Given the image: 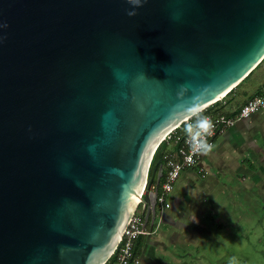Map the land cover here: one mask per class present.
<instances>
[{"label":"water","instance_id":"1","mask_svg":"<svg viewBox=\"0 0 264 264\" xmlns=\"http://www.w3.org/2000/svg\"><path fill=\"white\" fill-rule=\"evenodd\" d=\"M4 22L0 264H105L146 183L155 222L160 143L264 59V0H0Z\"/></svg>","mask_w":264,"mask_h":264},{"label":"rangeland","instance_id":"2","mask_svg":"<svg viewBox=\"0 0 264 264\" xmlns=\"http://www.w3.org/2000/svg\"><path fill=\"white\" fill-rule=\"evenodd\" d=\"M263 63L264 60L259 66ZM256 169L260 171L261 167ZM262 171L255 174L252 183L250 179L244 181L242 175L238 176L232 171L206 170L204 176L196 181L199 184L197 189L203 192V203L200 202L202 198L197 201L195 191L193 198H190L197 205L192 204L187 197H184L187 201L183 197L178 199V196L187 192L184 189L187 172H184L176 183L173 191L177 189L176 196L172 197V205L166 214L176 208L185 212L179 215L172 212L176 218L174 220H177L175 224L167 221L166 216L163 218L158 235L166 230L164 235L167 240L164 244L167 248L162 251L155 247L153 251L159 263L167 261L165 264H177L167 253L176 250L178 257L183 262L187 261L186 264H264V167ZM196 215L199 216V223L194 221ZM195 228L203 229V232L198 230L201 232L198 240L203 241L199 251L194 239L188 241L195 236ZM175 237L178 240L175 241ZM146 255L148 253L143 249L140 254L143 264L149 262Z\"/></svg>","mask_w":264,"mask_h":264},{"label":"crops","instance_id":"3","mask_svg":"<svg viewBox=\"0 0 264 264\" xmlns=\"http://www.w3.org/2000/svg\"><path fill=\"white\" fill-rule=\"evenodd\" d=\"M259 91L264 94V63L258 68H255L248 78L243 80L241 84L235 88L234 92L223 100L222 105L225 106L224 110L227 112L238 110L248 98L253 95H258ZM258 164L262 165L259 166ZM199 165L205 170L212 168L224 173L232 171L233 174H237L238 176L242 175L244 181L250 179L253 183L255 174L262 171L264 167V108L252 114L250 117L239 119L233 127L219 135L214 146L211 147L209 151L203 152ZM257 167H261L260 171H256ZM198 171V167L188 168L182 171L181 175L184 172H187L185 177L187 180L184 179L186 183L184 189L187 190V192L185 191L181 194V196H178V199L183 197V200L187 201L184 198L187 197L192 204L197 205L198 203H194L193 200L190 199L195 191L198 195V197L195 198L197 201L202 198L200 202L203 203V192L197 189L199 184H197L196 181L197 178L204 175ZM249 176H251V178H249ZM248 187L252 189L251 186ZM176 190L175 192H173V190V195L170 196V206L172 205V197L176 196ZM172 212L179 215L184 214L185 211L183 209L176 208V210L173 209L167 214L165 212L163 218L166 216L167 221L175 224L177 223V220H174L175 217L172 215ZM194 213H197V211H194ZM161 223L159 225L156 224V226L153 225L154 229L152 233L143 236L144 244L142 250L144 249L147 251L148 255L146 256H148L149 259V262L146 264H160V260L156 257V254H154L153 251L155 247L160 248L162 251L167 248L164 244V241L167 240V236L164 235L166 230L162 231L161 235H158ZM198 230L201 229L195 228V236L188 239L190 242L194 239L197 251L200 250L201 245L203 246V243L200 244L203 241L199 242L198 240L201 233ZM201 231L203 232V229ZM174 239L175 241L178 240L176 237ZM167 253L171 256V259L173 258L177 262V264H186L187 261L183 262L182 259L178 257L176 250L167 251ZM166 262L167 261L163 264ZM140 264H143V262Z\"/></svg>","mask_w":264,"mask_h":264},{"label":"built area","instance_id":"4","mask_svg":"<svg viewBox=\"0 0 264 264\" xmlns=\"http://www.w3.org/2000/svg\"><path fill=\"white\" fill-rule=\"evenodd\" d=\"M263 107L264 95H255L248 98L238 110L232 112L222 110L207 113L206 115L213 122V127L210 130V133L206 134L205 137L207 142L213 147L218 136L233 127L239 119L250 117ZM170 134L171 133H169L166 138H171ZM171 141L175 145V148L170 149V151L165 154V163L163 164L164 179L162 183H159L157 195L155 216V221L158 220L156 222L157 225L161 223L167 208L170 207V194L175 189L176 183L182 171L188 168L198 167L199 173L203 175L206 173V170L199 165L203 152L194 150L192 140L189 138L187 132L175 135ZM154 188L155 182L149 189L153 190ZM147 192L148 189L146 183L137 209L128 221L118 246L113 254L116 255L114 264H128L130 260L134 258V246L138 237L141 235L151 234L154 229L153 226L150 228V221L147 224L145 221V212L147 207L145 194ZM140 263L141 261L139 256L135 259V264Z\"/></svg>","mask_w":264,"mask_h":264},{"label":"trees","instance_id":"5","mask_svg":"<svg viewBox=\"0 0 264 264\" xmlns=\"http://www.w3.org/2000/svg\"><path fill=\"white\" fill-rule=\"evenodd\" d=\"M264 60V59H263ZM262 60V61H263ZM261 64V63H260ZM259 64V65H260ZM258 65V66H259ZM257 66V67H258ZM253 71H251L246 77L248 78V76L252 73ZM243 79V80H245ZM240 84V83H239ZM238 84V85H239ZM237 85V86H238ZM236 86V87H237ZM234 87L230 92H228L222 99L214 102L213 104H211L210 106H208L207 108L203 109L202 111H200L198 113V115H206L207 113H211L212 111H225L224 108L225 106L222 105V102L225 98H227V96H229L231 93L234 92L235 88ZM258 95H264L262 94L261 91H259V94ZM255 96V95H253ZM251 96V97H253ZM216 108V109H215ZM197 118L196 115L192 116L189 121H184L180 127L176 128L173 132H171V138H165L161 143L160 145L158 146V148L156 149L155 153H154V156H153V159H152V162H151V166H150V171H149V177H151L152 175V172H153V169L155 166L157 165H160V164H164L165 163V154L167 152L170 151V149H173L175 148V145L173 144V142L171 140H173V138L175 137V135L179 134V133H184L186 132L185 130V127H186V124L190 123V122H193L195 119ZM188 122V123H187ZM163 175L161 177V180L160 182L162 183L163 181ZM157 221H155L154 223V226H156V223ZM144 235H141L138 237V239L136 240V243H135V246H134V258L130 260V262L128 264H135V259L139 257V254H140V251L142 250L143 248V244H144V238H143ZM115 259H116V255H112L110 257V259L105 263V264H114L115 263Z\"/></svg>","mask_w":264,"mask_h":264},{"label":"clouds","instance_id":"6","mask_svg":"<svg viewBox=\"0 0 264 264\" xmlns=\"http://www.w3.org/2000/svg\"><path fill=\"white\" fill-rule=\"evenodd\" d=\"M146 2V0H129V3L134 6H141ZM138 7H132L128 9V15L135 16L137 14ZM0 27H8L7 22L0 24ZM0 40H3V37H0ZM182 89H186L187 85H182ZM181 97L184 95L183 91L178 93ZM190 110L193 114L198 112V109L194 106L195 102L191 104ZM213 127V122L209 119L207 115H198L197 118L188 124H186L185 130L192 140V146L194 150L207 152L211 149L212 145L207 142L206 134L210 133V130ZM194 221L199 223V216H194Z\"/></svg>","mask_w":264,"mask_h":264},{"label":"bare ground","instance_id":"7","mask_svg":"<svg viewBox=\"0 0 264 264\" xmlns=\"http://www.w3.org/2000/svg\"><path fill=\"white\" fill-rule=\"evenodd\" d=\"M138 200V199H137Z\"/></svg>","mask_w":264,"mask_h":264}]
</instances>
